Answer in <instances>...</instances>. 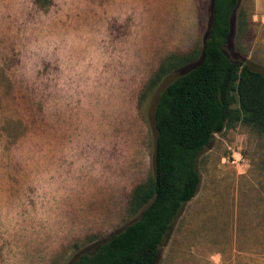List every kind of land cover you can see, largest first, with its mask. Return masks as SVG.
<instances>
[{
    "label": "rangeland",
    "instance_id": "374dc122",
    "mask_svg": "<svg viewBox=\"0 0 264 264\" xmlns=\"http://www.w3.org/2000/svg\"><path fill=\"white\" fill-rule=\"evenodd\" d=\"M212 1L0 0V264H72L138 217L158 97L195 62L149 81L202 47ZM224 51L264 73V0H238ZM196 167L154 264H264V132L214 133Z\"/></svg>",
    "mask_w": 264,
    "mask_h": 264
},
{
    "label": "trees",
    "instance_id": "16d2710c",
    "mask_svg": "<svg viewBox=\"0 0 264 264\" xmlns=\"http://www.w3.org/2000/svg\"><path fill=\"white\" fill-rule=\"evenodd\" d=\"M212 4L202 47L169 55L149 81L195 62L158 97L154 174L132 188L128 201L138 217L72 264H154L171 222L198 191L196 159L213 134L239 122L264 132V73L224 51L238 0Z\"/></svg>",
    "mask_w": 264,
    "mask_h": 264
},
{
    "label": "built area",
    "instance_id": "2783aa9c",
    "mask_svg": "<svg viewBox=\"0 0 264 264\" xmlns=\"http://www.w3.org/2000/svg\"><path fill=\"white\" fill-rule=\"evenodd\" d=\"M233 157H235L234 155H233ZM235 161V160H234Z\"/></svg>",
    "mask_w": 264,
    "mask_h": 264
}]
</instances>
